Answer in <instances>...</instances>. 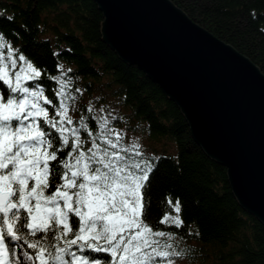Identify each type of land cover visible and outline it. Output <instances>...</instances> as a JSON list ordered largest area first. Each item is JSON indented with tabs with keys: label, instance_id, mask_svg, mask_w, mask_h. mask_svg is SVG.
Instances as JSON below:
<instances>
[{
	"label": "trees",
	"instance_id": "trees-1",
	"mask_svg": "<svg viewBox=\"0 0 264 264\" xmlns=\"http://www.w3.org/2000/svg\"><path fill=\"white\" fill-rule=\"evenodd\" d=\"M170 1L264 74V0ZM103 21L94 0H0L5 56L11 46L16 57L43 69L40 86L56 105L53 77L70 81V111L93 132L98 128L92 117L107 116L115 131L124 128L146 139L149 153L140 150L147 158L159 157L144 189L150 226L174 233L172 242L189 264H264V224L240 205L226 167L194 140L181 107L104 40ZM0 93H7L2 82ZM66 155L67 150L59 154ZM165 215H179L182 227L161 224ZM86 255L108 259L104 253Z\"/></svg>",
	"mask_w": 264,
	"mask_h": 264
},
{
	"label": "snow or ice",
	"instance_id": "snow-or-ice-1",
	"mask_svg": "<svg viewBox=\"0 0 264 264\" xmlns=\"http://www.w3.org/2000/svg\"><path fill=\"white\" fill-rule=\"evenodd\" d=\"M4 50L0 35V82L7 89L0 93V264H177L184 252L172 242L175 234L145 219L144 189L159 157L126 145L107 116L92 117L96 132L85 118L75 126L71 82L53 77L56 105L40 86L43 69L16 57L11 46L6 56ZM160 223L183 225L179 215Z\"/></svg>",
	"mask_w": 264,
	"mask_h": 264
},
{
	"label": "water",
	"instance_id": "water-1",
	"mask_svg": "<svg viewBox=\"0 0 264 264\" xmlns=\"http://www.w3.org/2000/svg\"><path fill=\"white\" fill-rule=\"evenodd\" d=\"M94 1L104 40L181 107L240 205L264 224V74L170 0Z\"/></svg>",
	"mask_w": 264,
	"mask_h": 264
},
{
	"label": "rangeland",
	"instance_id": "rangeland-1",
	"mask_svg": "<svg viewBox=\"0 0 264 264\" xmlns=\"http://www.w3.org/2000/svg\"><path fill=\"white\" fill-rule=\"evenodd\" d=\"M69 115L72 117L75 126L78 127L79 126V120L76 119V115L71 111L69 112ZM97 131H98V129H97ZM118 132L121 133L122 137L124 138L123 142L126 145L130 146L132 143H135V144L140 146V149H144V150L148 151L147 153H149V150L151 149V147L148 146V143L144 137L142 138L138 134L129 133L124 128H121L120 130H118ZM82 139H85L86 141L89 140L87 135H84L83 133H82ZM87 147H90V143L85 144V148H87ZM158 148H160V147L158 146ZM177 264H189V263L187 262L185 257L182 256L181 258H179L177 260Z\"/></svg>",
	"mask_w": 264,
	"mask_h": 264
}]
</instances>
